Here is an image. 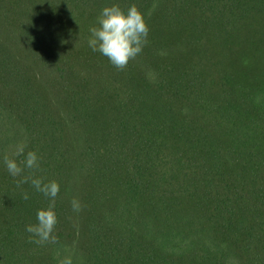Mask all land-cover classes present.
Returning <instances> with one entry per match:
<instances>
[{"label": "trees", "instance_id": "1", "mask_svg": "<svg viewBox=\"0 0 264 264\" xmlns=\"http://www.w3.org/2000/svg\"><path fill=\"white\" fill-rule=\"evenodd\" d=\"M114 3L149 28L124 70L87 43ZM21 144L59 183L56 244L25 230L48 200L6 169ZM57 251L264 264V0H0V264Z\"/></svg>", "mask_w": 264, "mask_h": 264}, {"label": "clouds", "instance_id": "2", "mask_svg": "<svg viewBox=\"0 0 264 264\" xmlns=\"http://www.w3.org/2000/svg\"><path fill=\"white\" fill-rule=\"evenodd\" d=\"M89 32L87 43L92 51L102 54L118 70H124L129 61L135 60L147 44L149 28L135 4L123 9L119 4L114 3L101 9L95 25L90 26ZM25 147L24 144L19 145L16 155H25ZM3 161L8 173L14 178L22 176L25 168L38 170L40 167L39 157L34 151L26 153L24 160L21 161L23 167L7 155L3 157ZM29 182L48 200V204L37 210L36 223L26 225L25 230L31 234L30 239L33 243L56 244L58 239L54 235V230L57 216L54 208L60 191L59 183L55 180L45 181L44 178L33 174L22 176L16 181V185L20 188ZM22 198L28 200V193L23 192ZM71 207L74 212L81 211V204L76 198L72 199ZM56 258L57 264H73L72 254L62 256L61 252L57 251Z\"/></svg>", "mask_w": 264, "mask_h": 264}]
</instances>
